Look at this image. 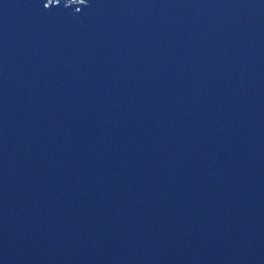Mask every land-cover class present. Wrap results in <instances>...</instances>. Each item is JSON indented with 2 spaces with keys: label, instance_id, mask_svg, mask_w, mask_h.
Segmentation results:
<instances>
[{
  "label": "water",
  "instance_id": "1",
  "mask_svg": "<svg viewBox=\"0 0 264 264\" xmlns=\"http://www.w3.org/2000/svg\"><path fill=\"white\" fill-rule=\"evenodd\" d=\"M0 264H264V0H0Z\"/></svg>",
  "mask_w": 264,
  "mask_h": 264
},
{
  "label": "rangeland",
  "instance_id": "2",
  "mask_svg": "<svg viewBox=\"0 0 264 264\" xmlns=\"http://www.w3.org/2000/svg\"><path fill=\"white\" fill-rule=\"evenodd\" d=\"M72 2H74L75 0H71Z\"/></svg>",
  "mask_w": 264,
  "mask_h": 264
}]
</instances>
